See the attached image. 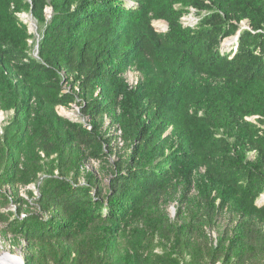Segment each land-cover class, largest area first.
I'll return each instance as SVG.
<instances>
[{"label": "trees", "instance_id": "trees-1", "mask_svg": "<svg viewBox=\"0 0 264 264\" xmlns=\"http://www.w3.org/2000/svg\"><path fill=\"white\" fill-rule=\"evenodd\" d=\"M73 102L83 121L58 114ZM117 107L128 151L105 191L80 177L112 150L104 115ZM0 110L14 111L0 222L28 241L25 264H264V0H0ZM201 167L208 190L171 218L175 180ZM31 183L36 210H2L21 201L6 185ZM225 208L233 226L211 239Z\"/></svg>", "mask_w": 264, "mask_h": 264}, {"label": "rangeland", "instance_id": "rangeland-1", "mask_svg": "<svg viewBox=\"0 0 264 264\" xmlns=\"http://www.w3.org/2000/svg\"><path fill=\"white\" fill-rule=\"evenodd\" d=\"M191 12L183 17V21L185 23H195L198 20V14L195 8L190 9ZM47 16L49 17L51 13V8H46ZM21 20L28 24L30 32L33 33L34 39L30 42L37 41L38 34H39V25L36 19L33 17L31 12L29 13H21L19 14ZM158 21L154 22V26L159 31L167 30L168 26L167 23L162 21L163 24L157 23ZM243 27H248L249 23L247 21L242 22ZM232 38V37H231ZM229 40V38L225 39V43ZM223 42V44H224ZM125 84L130 89H137V87L141 83V75L138 71L134 68H129L125 73H123L121 77ZM65 91H76L80 90L79 84L73 85L71 83L65 85ZM101 92V89L98 88L96 95ZM58 114L68 117L70 119L81 120L83 118L80 115V106L77 102L71 103L70 107L58 106L57 107ZM14 111H3L0 110V132L1 127L7 123L10 117L13 115ZM122 113L121 107H117L116 110L113 112V115L106 113L104 115V125L103 129L108 130V134L111 133V137H113L111 141L112 150H108V155L104 159H90L85 162L82 167V175L80 177L81 182H85L88 173H92L95 178L98 180V186L103 188L105 191L108 189L109 178L111 177V169L114 165L113 163L116 162L120 156H123L128 151L126 147V143L122 138V129L120 123L117 118L120 117ZM71 115V116H70ZM208 179L206 178V169L205 167H201L192 171L190 174H186L179 179L175 180L174 185V193L175 200H172L165 208L171 218H175L177 215L178 207L180 206V200L183 197H186L190 200H197L201 199L202 192L208 190ZM8 193L13 196H18L21 199L20 202H11L2 210H10L13 213H19L21 216L25 215L28 211H34L35 208V201L39 192L36 188L35 183H31L27 186L22 184H8L4 187ZM31 191L34 192V196L31 194ZM215 193H213L214 195ZM258 203L260 205L264 204V194L259 198ZM234 222V215L229 208H225L222 213L219 214L217 220V226L213 229L208 231L209 236L211 239H216L219 234H221L227 226H233ZM5 227L4 222H0V246H3L10 250L13 253L20 254L24 258L27 254L31 253L29 251V243L25 238L16 237L11 232L3 233V229Z\"/></svg>", "mask_w": 264, "mask_h": 264}, {"label": "bare ground", "instance_id": "bare-ground-1", "mask_svg": "<svg viewBox=\"0 0 264 264\" xmlns=\"http://www.w3.org/2000/svg\"><path fill=\"white\" fill-rule=\"evenodd\" d=\"M157 23L163 24L162 21H158ZM232 41L228 40L227 42ZM71 116V115H70ZM14 254L10 250L6 249L3 244L0 246V264H14L13 262L14 259Z\"/></svg>", "mask_w": 264, "mask_h": 264}, {"label": "water", "instance_id": "water-1", "mask_svg": "<svg viewBox=\"0 0 264 264\" xmlns=\"http://www.w3.org/2000/svg\"><path fill=\"white\" fill-rule=\"evenodd\" d=\"M51 12H52V9H51ZM50 16H51V13H50L49 17ZM236 38H237V36H233L232 38L230 37L229 39H236ZM37 49H38V46H37ZM36 55L38 56V50H37ZM13 262H15L14 264H25V260L22 257V255L16 254V253L14 254Z\"/></svg>", "mask_w": 264, "mask_h": 264}]
</instances>
